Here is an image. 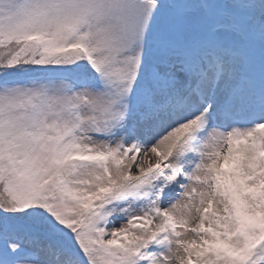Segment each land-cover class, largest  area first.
<instances>
[{"label":"snow or ice","instance_id":"6c2138e0","mask_svg":"<svg viewBox=\"0 0 264 264\" xmlns=\"http://www.w3.org/2000/svg\"><path fill=\"white\" fill-rule=\"evenodd\" d=\"M0 264H264V0H0Z\"/></svg>","mask_w":264,"mask_h":264}]
</instances>
